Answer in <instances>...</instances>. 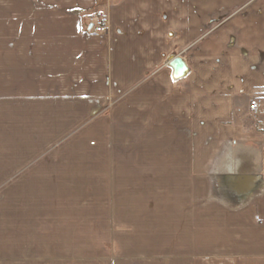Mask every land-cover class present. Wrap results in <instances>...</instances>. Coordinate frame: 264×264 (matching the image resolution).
Here are the masks:
<instances>
[{
  "label": "crops",
  "instance_id": "crops-1",
  "mask_svg": "<svg viewBox=\"0 0 264 264\" xmlns=\"http://www.w3.org/2000/svg\"><path fill=\"white\" fill-rule=\"evenodd\" d=\"M253 102L264 0H0V264H264Z\"/></svg>",
  "mask_w": 264,
  "mask_h": 264
},
{
  "label": "built area",
  "instance_id": "built-area-1",
  "mask_svg": "<svg viewBox=\"0 0 264 264\" xmlns=\"http://www.w3.org/2000/svg\"><path fill=\"white\" fill-rule=\"evenodd\" d=\"M105 30V25L102 24L101 26H98L93 29L94 33H102ZM251 110V119L253 121V125L258 130H264V123L261 119L264 112L260 109V103L259 102H253L250 106Z\"/></svg>",
  "mask_w": 264,
  "mask_h": 264
},
{
  "label": "water",
  "instance_id": "water-1",
  "mask_svg": "<svg viewBox=\"0 0 264 264\" xmlns=\"http://www.w3.org/2000/svg\"><path fill=\"white\" fill-rule=\"evenodd\" d=\"M170 67L173 69V79L174 80H179L182 79L186 72H187V67L180 58L174 59L170 63Z\"/></svg>",
  "mask_w": 264,
  "mask_h": 264
},
{
  "label": "rangeland",
  "instance_id": "rangeland-1",
  "mask_svg": "<svg viewBox=\"0 0 264 264\" xmlns=\"http://www.w3.org/2000/svg\"><path fill=\"white\" fill-rule=\"evenodd\" d=\"M41 149H33L32 150V153H31V156H32V158H35L38 154H40L41 153ZM36 152H38V154L36 155L35 153ZM113 247V251L114 252H117V251H119V248H121L122 247V251H123V253H125L126 252V254H133L134 252H135V248L133 247V246H129L128 244H125V245H121V246H116V245H113L112 246ZM114 252H113V254H114ZM134 263V262H133Z\"/></svg>",
  "mask_w": 264,
  "mask_h": 264
}]
</instances>
